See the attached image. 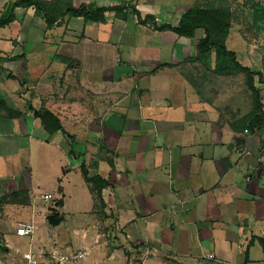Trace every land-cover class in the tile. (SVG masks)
<instances>
[{
    "label": "crops",
    "instance_id": "obj_1",
    "mask_svg": "<svg viewBox=\"0 0 264 264\" xmlns=\"http://www.w3.org/2000/svg\"><path fill=\"white\" fill-rule=\"evenodd\" d=\"M18 1L0 0V17L14 16L0 27V215L39 227L29 251L84 246L95 263L132 264L167 248L176 264H264V126L251 127L246 75L242 86V72L213 71L214 53L211 68L197 58L204 30L159 29L200 0H72L124 10L50 29ZM46 111L63 131H47ZM83 167L107 181L104 206ZM98 229L111 236L103 251Z\"/></svg>",
    "mask_w": 264,
    "mask_h": 264
},
{
    "label": "trees",
    "instance_id": "obj_2",
    "mask_svg": "<svg viewBox=\"0 0 264 264\" xmlns=\"http://www.w3.org/2000/svg\"><path fill=\"white\" fill-rule=\"evenodd\" d=\"M34 7L36 12L45 19L47 27L52 28L59 19L66 16L82 17L88 23H98L102 15L107 11H116L120 14L123 7L109 8H94L93 6H82L75 8L72 5V0H20L15 3V7ZM139 18L141 24H147V19L142 20L141 13L138 10L133 11ZM150 18V17H149ZM14 20V16L0 17V27H4ZM160 30L170 29L181 37L193 38L198 30H204L205 36L197 45V58L203 62L208 68L212 67V55L215 54V64L213 71L220 75H235L245 73L246 84L255 97V109L251 116V127L264 126L263 104L261 103L260 92L256 88L255 83H264V74L256 72L248 66H243L235 51L227 47V38L230 34L231 23L229 22L228 14L224 9L217 8L214 3L210 2L205 5L200 1L183 16L180 24L176 27L164 25ZM258 77V80H256ZM42 118L43 125L48 132L54 134L58 131H63V126L60 120L51 112L46 111L38 114ZM82 173L86 183L89 185L90 191L95 197V200L104 206L102 191L107 187L108 183L100 176L89 177L86 168H82ZM59 206H63V202H58ZM264 248V241L261 240ZM2 241H0L1 247Z\"/></svg>",
    "mask_w": 264,
    "mask_h": 264
},
{
    "label": "rangeland",
    "instance_id": "obj_3",
    "mask_svg": "<svg viewBox=\"0 0 264 264\" xmlns=\"http://www.w3.org/2000/svg\"><path fill=\"white\" fill-rule=\"evenodd\" d=\"M202 4H209L210 2L219 9H224L228 14L229 22L231 23L230 34L227 38V47L230 50L237 52L240 62L244 66L250 67L256 72H262L264 74V0H200ZM203 31L198 33V36L202 35ZM258 80V77H256ZM245 81V74H241L237 77V83L243 86ZM1 217V215H0ZM19 218H26V215L16 214L14 218L8 219L1 217L0 220L7 222L5 226V239L10 247V251L5 248V243H1L0 247V264H26L24 261L23 254L33 248V245H37L44 241L41 231L35 230L32 236H21L17 234L16 220ZM71 219L60 227L49 226L56 231H66L69 227L72 228V223L69 224ZM98 233L101 236L100 244L103 243L104 239H109L107 233L104 236L103 231L98 229ZM73 235V233H71ZM55 237V234L53 235ZM111 240V239H109ZM108 240V241H109ZM0 241H3V235L0 233ZM110 243V241H109ZM85 247L72 248L71 250H62L61 253H73L83 250ZM97 251H103L102 246L95 248ZM171 250L165 248L159 250L155 255L151 256H139L137 260L133 261L132 264H176L174 261L169 260L167 255ZM166 256V257H165ZM92 252L85 259L70 263V264H94ZM95 264H99L96 262ZM108 264H125L122 259L109 262Z\"/></svg>",
    "mask_w": 264,
    "mask_h": 264
},
{
    "label": "built area",
    "instance_id": "obj_4",
    "mask_svg": "<svg viewBox=\"0 0 264 264\" xmlns=\"http://www.w3.org/2000/svg\"><path fill=\"white\" fill-rule=\"evenodd\" d=\"M248 132V131H247ZM46 199H53L51 194L45 196ZM35 231V226L33 224L20 223L17 227V234L21 236H32ZM102 235H98L95 248H99L100 238ZM105 236V235H104ZM109 243V241H107ZM90 255L89 249L79 250L73 253H58V252H25L23 258L26 264H70L74 262L81 261Z\"/></svg>",
    "mask_w": 264,
    "mask_h": 264
}]
</instances>
